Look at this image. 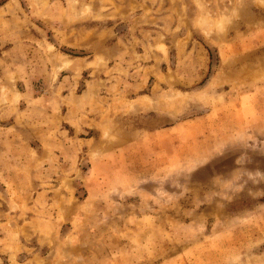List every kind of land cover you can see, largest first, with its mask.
I'll use <instances>...</instances> for the list:
<instances>
[{"label":"rangeland","instance_id":"obj_1","mask_svg":"<svg viewBox=\"0 0 264 264\" xmlns=\"http://www.w3.org/2000/svg\"><path fill=\"white\" fill-rule=\"evenodd\" d=\"M0 264H264V0H0Z\"/></svg>","mask_w":264,"mask_h":264}]
</instances>
